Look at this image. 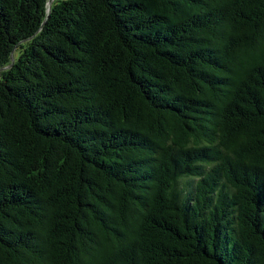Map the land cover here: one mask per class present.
I'll list each match as a JSON object with an SVG mask.
<instances>
[{
  "label": "trees",
  "instance_id": "1",
  "mask_svg": "<svg viewBox=\"0 0 264 264\" xmlns=\"http://www.w3.org/2000/svg\"><path fill=\"white\" fill-rule=\"evenodd\" d=\"M48 8L0 0V264H264V0Z\"/></svg>",
  "mask_w": 264,
  "mask_h": 264
},
{
  "label": "water",
  "instance_id": "2",
  "mask_svg": "<svg viewBox=\"0 0 264 264\" xmlns=\"http://www.w3.org/2000/svg\"><path fill=\"white\" fill-rule=\"evenodd\" d=\"M52 3H53V0H49V8H48V10L51 9ZM12 60L14 61V55L13 54H12Z\"/></svg>",
  "mask_w": 264,
  "mask_h": 264
}]
</instances>
